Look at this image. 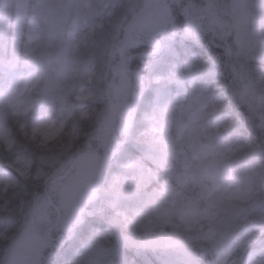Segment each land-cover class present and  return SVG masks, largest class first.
<instances>
[{
	"label": "trees",
	"instance_id": "obj_1",
	"mask_svg": "<svg viewBox=\"0 0 264 264\" xmlns=\"http://www.w3.org/2000/svg\"><path fill=\"white\" fill-rule=\"evenodd\" d=\"M142 1L106 0L108 8L104 14L91 15L88 27L81 22V29L75 41L76 52L72 54L73 61L64 73L62 84L71 93L63 102L41 104L37 95L45 82L43 76L41 79L30 80L28 75L21 82L22 87L14 90L12 86L17 82H12L9 78L5 80V75L0 73V169L15 164L23 171L31 172V178L20 180L7 191L5 185H0V264H24L27 259L31 260L32 264H40L41 261H46L44 264H76L80 260L78 251L92 239L95 228L110 224L111 218H104L106 211L103 214L99 211L102 208L101 200L106 203L114 197L112 192H107V188L112 187L115 178L103 187L101 185V199L89 190L86 199L81 200L79 193L82 189L78 186L81 181L77 177L72 181L77 175L72 172L65 183L50 186L49 195L63 213L59 226L55 227L57 222L52 220L42 225L43 231L54 228L56 238L62 235L60 241L43 240L44 247L41 248V222L33 228V237L28 242L25 241L31 221L35 219L36 223L38 222L40 211L50 210L45 213L56 219L55 209L42 208L40 198L47 194L46 185L51 175L65 167L63 157L61 164H43L41 153H44V150L31 140V131L41 118L54 116L59 120V125L67 127L62 147L69 149L68 134L76 126V131L71 136L72 149L83 147L89 142L86 147L90 151L101 153L100 143L92 146L94 137L96 138L103 125V119H99L100 114L105 113V108L109 106L108 114L116 113L129 117L138 93L136 83L125 72L123 58H132L131 70L141 76L143 86L146 85V92L142 93L137 119L128 125L129 129L126 131L118 128L117 151L107 167L108 176L102 183L123 172L125 162H136L145 156L149 149L146 143L149 142L153 149L159 143L160 129L155 124L158 119L157 112L162 110L169 99H175L180 93L186 94L175 86H168L167 78L193 69L199 77L194 80L193 89L202 83L210 82L203 80V76L198 74L199 69V72L214 70L216 75L210 91L212 93L214 90L218 95L210 105L207 115L217 121L216 135L222 137L224 143L238 145L236 150L228 152L235 151L233 154L221 156L220 159L222 164L228 163L230 166L234 163V167L229 168L226 175L227 181L233 183L243 176L252 183L253 197L264 200V50L246 48L240 51L235 32L230 26H226L229 20L224 17L221 18L219 29L213 22V14L201 17L199 10L196 14L185 17L186 7L190 8L194 4L198 5V8L203 7L202 0H167L163 2L159 19L145 23L146 34L162 43L160 51L152 55V47L141 45L143 42L140 43L137 39L139 33L135 29L136 22L142 16V9L151 4V0H144L142 9L136 12V4L139 3V7ZM34 4V0H31L27 16L18 28L22 36L21 44H33L31 53L37 49L43 52L48 35L44 21L41 19V25L37 23L33 12ZM92 4L98 6L95 1ZM12 8L10 27H14L16 22V11L13 6ZM123 18L126 22L121 25L120 33L109 34L107 42L92 44L91 38L95 41L103 36L105 38L106 26L108 28L115 20ZM188 30L192 31V35H189ZM215 44L219 47H215ZM114 55L115 65L109 67ZM54 71L55 66H52L51 74ZM154 76L162 83L153 84L151 79ZM222 92L226 97H222ZM215 117L218 118L215 120ZM131 129L134 131L130 133ZM85 134L90 136L89 140L84 138ZM108 136L109 134L106 138ZM142 138L147 142H142ZM236 151H239V154ZM59 153L68 154L62 149ZM81 159L79 158L77 165ZM238 161H241L239 166ZM86 169L82 168L83 174L88 172ZM67 170L68 168L63 172ZM147 173L148 180L142 185L141 191L137 192L135 198L128 200L126 206L121 207L129 211L130 217L138 207L145 206L142 202L152 197L153 193L166 191L164 183L168 176L163 169L149 164ZM65 186H70V189H64ZM218 186L219 189L222 187L221 184ZM59 193L64 194V198H60ZM248 199L249 197L241 202L247 203L250 201ZM126 222L129 226V221ZM177 226L167 228L171 232V228ZM211 235L218 236L216 233ZM262 237L261 243L258 244L259 251L264 248L263 234ZM35 239L39 241L37 246L32 243ZM190 240L197 247L202 244V240L193 239V236H190ZM196 250L198 251V248ZM197 256L200 264H217L214 254L212 257H205L198 251ZM231 261L239 264L236 254ZM140 262L139 258L137 263Z\"/></svg>",
	"mask_w": 264,
	"mask_h": 264
},
{
	"label": "rangeland",
	"instance_id": "obj_2",
	"mask_svg": "<svg viewBox=\"0 0 264 264\" xmlns=\"http://www.w3.org/2000/svg\"><path fill=\"white\" fill-rule=\"evenodd\" d=\"M93 1L98 4L97 7L92 4ZM105 1L34 0L33 12L37 23L41 25V19L44 21L48 35L43 52L37 49L31 53L33 44L23 46L22 36L18 31L27 16L31 0H0V73L5 75V80L17 82L12 88L19 90L26 76L29 75L30 80L41 79L43 76L45 82L37 95L41 104L63 102L71 93L62 84L64 73L73 61L72 54L76 52L75 41L81 29V22L83 21L84 26L88 27L92 19L91 15L104 14L108 8ZM164 1L167 0H152V5L148 9H142L144 0L139 7H137L139 3L135 6L136 12L142 9V16L135 24V29L139 33L137 39L140 43L143 42L141 45L152 47L151 54L161 49L162 43L146 34L143 19L148 18L150 21L159 19ZM205 1L208 4H204L202 0L203 7L200 8L196 4L191 5L190 8L186 7L185 17L196 14L199 10L201 17L205 14H213V22L218 29L221 18L224 17L229 20L226 26H230L235 32V40L240 51L246 48L255 51L264 50V0ZM154 2L155 8H153ZM12 6L16 11L14 27H10ZM125 22V18L115 20L113 25L108 28L106 26L105 38L103 36L96 41L91 38L92 44L107 42L109 34L120 33L121 25ZM191 32L188 30L189 35H192ZM141 33L148 37L140 36ZM115 61L114 55L108 66H114ZM122 63L125 72L139 88L140 75H135L131 70L132 58H123ZM52 66H55L53 74H51ZM199 71L198 74L203 76V80H209V84L205 82L192 89L195 86L194 80L199 78L193 69L167 78L168 86H175L186 94L180 93L175 99L173 98L174 100L169 99L162 110L157 112L158 119L155 124L160 129L159 143L154 147L155 149L149 142L146 143L149 146L146 155L136 162L127 161L124 164V171L110 181L104 180L102 183L108 176L107 167L113 156L112 152L116 151L119 143L118 128L126 131L133 121L124 122L121 115L108 114L110 107H106L105 113L102 112L99 118L104 119V123L96 138L94 137L92 145L100 143L101 153L90 151L86 147L89 142L83 147L72 149L71 136L76 131V126L68 134L69 149L62 147L67 127L59 125V120L54 116L41 118L31 131V140L41 147L42 151L44 150V153H41L43 164H61L62 157L65 163L64 168L61 167L51 175L47 194H43L40 198L42 208L48 209L55 204L49 195L50 186L65 183L72 172L77 174L72 181L76 177L81 181L78 182V186L82 189L79 193L81 200L86 199L89 190L101 199V185L103 187L105 183L115 178L112 187L107 188V192H112L114 197L106 201L107 204L101 200L102 208L99 211L101 214L106 211L104 218L107 216L111 218L110 224L103 228H95L92 239L78 251L80 260L76 264H200L198 251L205 257H212L214 254L217 264H235L231 261L235 254L239 264H264L263 248L258 250V244L263 238L262 234L264 235V200L253 197L252 183L243 176L233 183H228L226 175L229 173V168L234 167V163L229 166L228 163L222 164L220 159L221 156L233 154L235 151L228 152L236 150L238 145L224 143L223 138L216 135L217 121L207 115L210 105L218 95L214 90L212 93L210 91L216 73L214 70ZM151 82L162 83L155 76ZM144 86L142 93L146 92ZM221 95L226 97L223 92ZM133 111L129 115L130 118L135 114ZM217 118L215 117V120ZM133 131L131 129L130 133ZM107 134H109L108 138H106ZM84 138L89 140L90 136L85 134ZM144 138L148 139V137ZM142 142L147 141L143 139ZM52 146L55 148H51ZM61 149L68 154L60 155ZM79 158H82L78 164L80 166L77 165ZM237 163L239 166L241 161ZM149 164L160 167L166 172L168 176L164 183L166 191L153 193L152 197L142 202L145 206L138 207L130 217L129 211L121 207L126 206L128 200L135 198L137 192L141 191L142 185L148 180ZM66 168L68 170L64 173L63 170ZM82 168H87L88 172L83 174ZM30 173L15 164H9L8 168L0 169V185H5L7 191L20 180L31 178ZM219 184L222 185L220 189ZM68 188L70 189V186L64 187V189ZM58 195L64 198V194ZM247 197L249 202H241ZM35 210L33 207V211ZM49 211H40L37 223L32 219L28 234L25 236L26 242L33 237L35 233L33 228H36L39 222H41V248L44 247L43 240L60 241L62 235L56 238L52 227L42 230V225L48 220L56 223L63 218L59 207L55 208L56 219L45 213ZM127 220L130 227L126 225ZM174 225L178 226L172 227L170 232L167 226ZM211 233H216L218 236H213ZM190 236H193V239L197 238L198 241L202 240V244H198L199 247L195 246ZM32 243L37 246L39 241L35 239ZM139 258L141 262L137 263ZM30 262L31 260L27 259L24 264H32ZM44 263L41 261L40 264Z\"/></svg>",
	"mask_w": 264,
	"mask_h": 264
},
{
	"label": "water",
	"instance_id": "obj_3",
	"mask_svg": "<svg viewBox=\"0 0 264 264\" xmlns=\"http://www.w3.org/2000/svg\"><path fill=\"white\" fill-rule=\"evenodd\" d=\"M138 101H139V96L137 97V101H136V104H135L136 112H137V107H138Z\"/></svg>",
	"mask_w": 264,
	"mask_h": 264
}]
</instances>
